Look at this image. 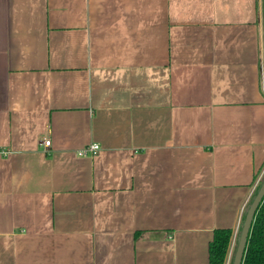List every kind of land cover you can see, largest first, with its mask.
Here are the masks:
<instances>
[{
	"label": "crops",
	"instance_id": "1",
	"mask_svg": "<svg viewBox=\"0 0 264 264\" xmlns=\"http://www.w3.org/2000/svg\"><path fill=\"white\" fill-rule=\"evenodd\" d=\"M263 175L264 0H0V264H231Z\"/></svg>",
	"mask_w": 264,
	"mask_h": 264
},
{
	"label": "trees",
	"instance_id": "2",
	"mask_svg": "<svg viewBox=\"0 0 264 264\" xmlns=\"http://www.w3.org/2000/svg\"><path fill=\"white\" fill-rule=\"evenodd\" d=\"M263 180L264 175L253 190L254 193L252 194L250 201L257 193V189ZM250 201L248 205L250 204ZM251 223L252 226L247 237L248 241L243 253L241 264H264V198L258 205ZM232 235L233 230L231 228L218 227L213 230L212 238L208 244L209 264H225L230 244L232 242Z\"/></svg>",
	"mask_w": 264,
	"mask_h": 264
},
{
	"label": "water",
	"instance_id": "3",
	"mask_svg": "<svg viewBox=\"0 0 264 264\" xmlns=\"http://www.w3.org/2000/svg\"><path fill=\"white\" fill-rule=\"evenodd\" d=\"M264 198V180L260 184L259 188L257 189V193L250 201V204L248 205V208L245 212L243 221H242V227L240 229L239 235H238V242L237 246L235 248L234 257L231 264H241L243 259V253L245 251V247L247 244V237L249 235L251 226H252V220L255 215V212L258 208V205Z\"/></svg>",
	"mask_w": 264,
	"mask_h": 264
},
{
	"label": "built area",
	"instance_id": "4",
	"mask_svg": "<svg viewBox=\"0 0 264 264\" xmlns=\"http://www.w3.org/2000/svg\"><path fill=\"white\" fill-rule=\"evenodd\" d=\"M43 146H48L50 144V139L49 138H45L42 141ZM100 150V146L96 143V142H91L89 144H87L84 148L80 149L77 153L78 155H95L98 153V151Z\"/></svg>",
	"mask_w": 264,
	"mask_h": 264
},
{
	"label": "rangeland",
	"instance_id": "5",
	"mask_svg": "<svg viewBox=\"0 0 264 264\" xmlns=\"http://www.w3.org/2000/svg\"><path fill=\"white\" fill-rule=\"evenodd\" d=\"M247 207H248V206H247ZM236 238H237V237L235 236L234 240H235V243H236L235 245L237 246V242H238V241L236 240ZM234 252H235V251H234ZM233 255H234V254H233Z\"/></svg>",
	"mask_w": 264,
	"mask_h": 264
}]
</instances>
